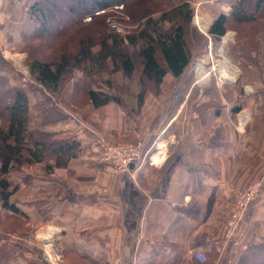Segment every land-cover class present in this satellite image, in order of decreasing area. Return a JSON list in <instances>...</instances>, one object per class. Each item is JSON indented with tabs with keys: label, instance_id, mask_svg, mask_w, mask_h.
<instances>
[{
	"label": "crops",
	"instance_id": "crops-1",
	"mask_svg": "<svg viewBox=\"0 0 264 264\" xmlns=\"http://www.w3.org/2000/svg\"><path fill=\"white\" fill-rule=\"evenodd\" d=\"M188 1L209 30L238 0ZM176 80L168 75L160 96L148 93L138 117L116 104L78 110L68 99L73 82L55 106L66 119L46 125L52 105L40 90L26 89L31 128L75 138L81 153L49 178L23 175L11 203L29 217V233L0 228V264H239L251 245L264 241V90L244 92L239 113L213 96L218 108L196 109L187 120L186 98L173 109ZM139 142L145 152L165 145L164 162L143 163L134 176L100 162L103 143ZM257 182L261 197L226 240L236 193ZM43 234L53 248L40 241ZM16 246L23 251L8 260ZM194 252L208 260L192 258Z\"/></svg>",
	"mask_w": 264,
	"mask_h": 264
},
{
	"label": "trees",
	"instance_id": "trees-1",
	"mask_svg": "<svg viewBox=\"0 0 264 264\" xmlns=\"http://www.w3.org/2000/svg\"><path fill=\"white\" fill-rule=\"evenodd\" d=\"M67 1L35 0L28 14L36 27L33 33L23 37V51L33 54L28 66L36 84L30 85L29 90H40L45 102L52 105L51 115L43 122L45 125L66 119L55 106L73 82L68 98L78 110L85 106L100 109L116 104L128 117L140 115L148 93L160 96L168 75L179 79L190 67L194 42L206 44L204 34L193 26L195 6L188 0ZM158 2L168 4L165 7ZM117 3L125 5L129 22L137 26L127 35L111 32L106 26V12ZM98 10L106 12L96 16ZM88 16H92V21L84 25ZM119 21L124 23L126 19L119 18ZM232 23L241 26L237 31L239 66L244 73L254 69L264 73V0H238L230 13H222L215 20L208 34L221 39ZM168 24H175L171 33L166 29ZM34 40L40 41L43 47L61 43L54 56L38 58L39 51L35 52L29 45ZM0 66L8 68L2 57ZM78 73L81 76L77 79ZM115 73H122L127 82L116 84L110 78H102L104 74L110 77ZM135 76L137 92L131 88ZM124 96L135 104L127 102ZM82 100H85L84 106L79 103ZM241 110V106L235 105L233 113ZM32 118L27 90L12 84L8 75L0 74V120L3 121L0 125V228L11 234L26 233L23 229L30 222L11 203L22 185L20 180H14L13 174L30 173L27 169L43 165L45 173H32L29 179L49 178L57 170L68 168L81 153V145L75 138L31 128ZM16 249L5 257L13 260L23 251L19 246ZM239 264H264V241L251 245Z\"/></svg>",
	"mask_w": 264,
	"mask_h": 264
},
{
	"label": "rangeland",
	"instance_id": "rangeland-1",
	"mask_svg": "<svg viewBox=\"0 0 264 264\" xmlns=\"http://www.w3.org/2000/svg\"><path fill=\"white\" fill-rule=\"evenodd\" d=\"M68 2L67 0H64ZM115 1V0H114ZM119 1V0H118ZM35 2V0H0V57L4 59L8 68L0 66V74H6L10 78L12 84H16L22 86L25 90L29 89L30 85H35V81L30 76V69L28 66V60L33 56V54L29 53V51H23L25 47L24 35L33 33L36 25L33 20H31L30 15L28 14L30 6ZM88 5L91 4V1L87 2ZM162 3V6H167L168 3ZM201 6V5H200ZM125 5L123 3H117L112 8H109L106 12V26L111 32L112 30L108 26V21H113L118 23V27L121 29H125L124 31L131 32L137 28L136 25H132L129 22V18L125 13ZM231 12V11H230ZM229 12V13H230ZM104 15V14H103ZM196 17V18H195ZM195 17L193 19V26L196 27L200 32H202L206 38V44L204 45L201 41H195L193 44V61L189 68L186 69L184 75L175 81V90L177 91V95L175 101L173 103V109L179 107V101L182 98L187 99L185 113L183 115L186 116L187 120L191 117L192 112L197 109L200 111L201 109L207 107H215L218 108L217 102L211 99L213 96L224 97L226 98L231 106L239 105L242 103L245 98H242L243 93L253 95V93L257 91L264 90V73H260L258 69H254L252 72L244 73L238 63L239 53L237 51V31L241 30V26H238L235 23L230 24V29L226 35H233V41L230 42L226 46L227 56L233 66L237 69L236 78L234 80H223L219 79L217 74L211 76L208 81L204 84H200L198 81V75L196 73V67L198 63L202 60L207 59L212 53L215 59H218L220 54L219 51L223 45V38L216 39L208 34V28L206 24L200 21L197 16V8H195ZM119 18H124L126 21L120 22ZM199 19V20H198ZM84 25H88L90 22L85 21ZM200 23V24H199ZM199 24V25H198ZM175 24H168L166 29L169 33L172 32ZM203 27V28H202ZM243 27V26H242ZM207 28V29H206ZM202 29V30H201ZM122 35H127L122 34ZM225 35V36H226ZM224 36V37H225ZM61 43V42H60ZM60 43H56L55 45H51L50 47L42 46L40 41H30L29 45L35 52L38 50L39 55L38 58L52 57L56 54L57 48L60 46ZM199 43V44H198ZM43 49H40L42 48ZM34 52V53H35ZM37 53V54H38ZM77 76H81L80 73ZM27 78L31 81H34V84L23 85V79ZM103 79L110 78L116 84H123L127 81L123 77L122 73H115L112 76H108L104 74L102 76ZM137 76L134 77V81L131 83V88L133 91H138V86L136 83ZM237 81V83L233 84L232 82ZM102 87L107 90L105 85ZM240 96V98H238ZM245 96V95H244ZM126 101L130 104L134 105V101L128 96H124ZM84 99V97H80ZM69 99V98H68ZM132 100V102H131ZM238 102H237V101ZM85 100H82L83 103L79 102L84 106ZM243 104H241L242 106ZM80 108V107H78ZM83 108L82 110L88 111L89 109ZM81 109V108H80ZM138 117V116H133ZM0 125H3V121L0 120ZM129 145V144H122ZM30 173H45L43 165H34L33 167L27 169ZM24 173H14L13 177L16 181L18 179H23ZM17 181V182H18ZM24 232L29 233V227Z\"/></svg>",
	"mask_w": 264,
	"mask_h": 264
},
{
	"label": "built area",
	"instance_id": "built-area-1",
	"mask_svg": "<svg viewBox=\"0 0 264 264\" xmlns=\"http://www.w3.org/2000/svg\"><path fill=\"white\" fill-rule=\"evenodd\" d=\"M106 11L98 10L96 16L105 14ZM85 21H92V16L86 17ZM108 26L112 31L119 34H128L125 29L118 27V23L108 21ZM23 85L34 81L23 79ZM167 150L165 145H157L153 151L145 152L142 142L129 145H114L103 143L101 145L100 162L103 165L113 168L120 174H129L134 176V171L143 163H148L151 166H160L166 158ZM134 166L132 169L131 166ZM263 192V184L261 182L254 183L236 193L235 200L230 209V217L226 226L225 239L233 240L243 224L251 207L259 200ZM50 260L54 258L48 255ZM192 258L198 259L201 262H206V256L201 252H194Z\"/></svg>",
	"mask_w": 264,
	"mask_h": 264
},
{
	"label": "bare ground",
	"instance_id": "bare-ground-1",
	"mask_svg": "<svg viewBox=\"0 0 264 264\" xmlns=\"http://www.w3.org/2000/svg\"><path fill=\"white\" fill-rule=\"evenodd\" d=\"M232 41H233V35L229 36L227 39L223 41V45L219 51L220 56L218 59H215L212 53L207 59L202 60L198 63L196 67V73L198 75V81L200 82V84H204L206 81L209 80V78H211V76L215 74L219 76V79L221 81L234 80L236 78L235 75L237 69L228 59L227 50H226V46Z\"/></svg>",
	"mask_w": 264,
	"mask_h": 264
},
{
	"label": "water",
	"instance_id": "water-1",
	"mask_svg": "<svg viewBox=\"0 0 264 264\" xmlns=\"http://www.w3.org/2000/svg\"><path fill=\"white\" fill-rule=\"evenodd\" d=\"M229 36H231V34L226 35L225 37H223V41L225 39H227ZM228 55V54H227ZM237 83V81L233 82V84ZM131 168L133 169L134 166L132 165ZM40 241L45 242L47 245H49L51 248H53L55 246V242L51 239V237L47 234H43L40 238Z\"/></svg>",
	"mask_w": 264,
	"mask_h": 264
}]
</instances>
